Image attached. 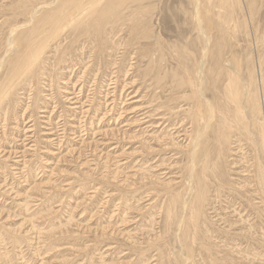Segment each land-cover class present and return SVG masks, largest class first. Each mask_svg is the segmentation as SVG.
<instances>
[{
    "label": "rangeland",
    "instance_id": "rangeland-1",
    "mask_svg": "<svg viewBox=\"0 0 264 264\" xmlns=\"http://www.w3.org/2000/svg\"><path fill=\"white\" fill-rule=\"evenodd\" d=\"M64 2L0 0V264H264V0L85 14L14 72Z\"/></svg>",
    "mask_w": 264,
    "mask_h": 264
},
{
    "label": "bare ground",
    "instance_id": "bare-ground-1",
    "mask_svg": "<svg viewBox=\"0 0 264 264\" xmlns=\"http://www.w3.org/2000/svg\"><path fill=\"white\" fill-rule=\"evenodd\" d=\"M104 1V0H65V2L60 6L61 8L59 9L58 12H55L53 13V15L51 17H49L48 19L44 20V22H41L43 21L42 19L36 24V26L30 30V32L27 34V39L25 40L24 43H22V52H20L18 54L17 59H16V62H15V65H14V72H17L18 69L20 68V66L24 63L27 62V60L31 59L32 58H36L35 61L40 57L39 53H41V51L43 49L42 46L43 44L42 43H37V36L40 34H43V31L46 30V27L47 25L50 27V28H54V29H58V27L60 25H62L63 27H66L67 25H75L76 27H79L81 24V17H83L85 14L87 15H93L92 17V23L91 25L89 26L90 28L92 27H96V28H100V24L102 22H104L105 24L108 23V25H117L119 22H125V21H129L130 22V25H133V28L137 27L139 24V26L141 25H144V22L140 23L141 22V17L139 18H135V13H138V16H142L144 14H141V8L142 6H145V4H147V1L148 0H106L105 2V5L103 6H100L101 5V2ZM226 0H222V4H224ZM198 2V1H197ZM198 5V3H196ZM202 4V2H201ZM200 5V4H199ZM127 6H131L133 7V12L134 10L136 11L135 13H132V14H129V15H124V12H123V8L124 7H127ZM45 7V6H44ZM105 7V8H103ZM152 8V7H151ZM150 8V10H151ZM130 9V8H128ZM49 10V9H47ZM198 10V9H197ZM128 12V11H127ZM153 13V12H152ZM146 14V12H145ZM148 16V15H147ZM35 19V17H34ZM150 19V18H149ZM83 20V19H82ZM198 22V21H197ZM44 23V24H43ZM93 23H94V26H93ZM122 23L121 26H122ZM199 24L201 23V20H199L198 22ZM201 25V24H200ZM88 27V28H89ZM119 27V26H118ZM201 27V26H200ZM72 28V27H71ZM70 28V29H71ZM74 28V27H73ZM72 28V30H73ZM114 29V28H113ZM121 29V28H120ZM202 29V28H201ZM200 29V30H201ZM19 30V29H18ZM108 30V28H107ZM106 30V31H107ZM112 30V29H111ZM220 30V29H218ZM52 31V30H51ZM65 31V30H64ZM63 31V32H64ZM100 31V29L98 30ZM129 31V30H128ZM114 32V31H113ZM203 32V30H202ZM49 35V34H48ZM204 35V34H203ZM47 36V35H46ZM102 36V35H101ZM102 38V37H101ZM13 39V38H12ZM66 39V38H65ZM108 39V38H107ZM111 38H109V41H110ZM143 43V42H142ZM150 43V42H149ZM140 44V43H139ZM103 50V49H102ZM108 50V49H107ZM205 50V49H204ZM101 51V50H99ZM35 54H36V57H35ZM206 54V52H205ZM208 54V53H207ZM43 55V54H42ZM206 56V55H205ZM213 57V56H212ZM41 58V57H40ZM211 58V57H210ZM214 58V57H213ZM221 58H222V53L219 52V54L217 55V67L220 68V62H221ZM208 59V58H207ZM212 60V59H211ZM257 60V59H256ZM12 61V60H11ZM203 61V60H202ZM38 64V63H37ZM208 65V64H207ZM204 66H206L203 62H202V65L200 67V70L203 74L205 75L204 77H206L207 80H209L210 78V68L209 70L207 69L206 71L203 72V69H204ZM233 67V65H232ZM234 68V67H233ZM237 68V67H236ZM237 70V69H236ZM221 72V71H220ZM262 72V71H261ZM260 72V74H261ZM238 76V75H237ZM25 77V76H24ZM262 77V76H261ZM26 78V77H25ZM264 78V77H262ZM201 79V78H200ZM205 79V78H204ZM219 80V78H218ZM201 81V80H200ZM261 81V80H260ZM253 82V81H252ZM233 83V82H232ZM249 83V82H248ZM218 84V83H217ZM254 84V82H253ZM227 85V84H226ZM255 85V84H254ZM261 85V84H260ZM234 86V85H232ZM226 87V86H225ZM231 87V86H230ZM235 87V86H234ZM254 89V88H253ZM229 90V89H227ZM261 90V88H260ZM264 90V89H263ZM231 91V90H230ZM232 92V91H231ZM236 92V91H235ZM243 92V91H242ZM262 92V91H261ZM260 92V93H261ZM3 94V93H2ZM235 95V93H233ZM243 94V93H242ZM240 94V95H242ZM236 95H238L239 97V93H236ZM235 95V96H236ZM246 95V94H245ZM7 96V95H6ZM251 96V95H250ZM249 96V97H250ZM237 97V98H238ZM205 99V98H204ZM241 99V98H240ZM236 100V99H235ZM238 100V99H237ZM243 100V99H242ZM247 100V99H246ZM206 101V100H205ZM252 101V100H251ZM234 101H232L233 103ZM237 102V101H236ZM259 102V101H258ZM262 102H264L262 100ZM2 103V102H1ZM118 103V102H117ZM235 104V102H234ZM237 104V103H236ZM239 104V103H238ZM260 104V103H259ZM1 105V104H0ZM252 105V104H251ZM256 105V103L254 104ZM261 105V104H260ZM238 107V106H237ZM245 107V106H244ZM259 106H257V108L255 110H258ZM262 107V106H261ZM240 108V107H239ZM238 109V108H237ZM213 110V109H212ZM241 110V109H240ZM260 110V109H259ZM264 110V109H263ZM214 111V110H213ZM49 112V111H48ZM254 112V111H253ZM215 114V113H214ZM252 114V112H251ZM238 115V113H237ZM202 116V115H201ZM215 116V115H214ZM264 116V115H263ZM257 117V115H256ZM262 117V116H261ZM260 117V118H261ZM213 118V117H212ZM259 118V119H260ZM264 118V117H263ZM238 119H241L238 117ZM252 119V118H251ZM249 120V119H248ZM244 121V120H243ZM198 122V121H197ZM211 128V127H210ZM202 129V128H201ZM200 135V134H199ZM263 139H264V136H262ZM199 139V138H198ZM201 139V138H200ZM200 144V143H199ZM195 145V144H194ZM208 146V145H207ZM200 149V147H199ZM202 151V150H201ZM194 153V151H193ZM197 153V152H196ZM220 153V151H219ZM195 155V154H194ZM219 156V155H218ZM194 157V156H193ZM194 159V158H192ZM202 161V160H201ZM199 166V165H197ZM196 166V167H197ZM221 171V170H220ZM196 174V173H195ZM196 175H199V173L197 172ZM202 175H204V172L202 170ZM263 175H264V170H262V178H263ZM192 177V176H191ZM195 177H198V176H195ZM193 178V177H192ZM193 180V179H192ZM264 181V180H263ZM202 184V183H201ZM191 193V192H190ZM195 193V192H194ZM199 193V191H198ZM193 194V193H192ZM193 196V195H192ZM195 196L196 193H195ZM187 198V197H186ZM196 202L197 204H200L202 202V195L199 194L198 197H196ZM217 209V208H216ZM172 217V216H171ZM185 221V220H184Z\"/></svg>",
    "mask_w": 264,
    "mask_h": 264
}]
</instances>
